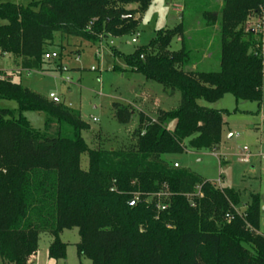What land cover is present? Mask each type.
Returning a JSON list of instances; mask_svg holds the SVG:
<instances>
[{
  "label": "trees",
  "instance_id": "obj_1",
  "mask_svg": "<svg viewBox=\"0 0 264 264\" xmlns=\"http://www.w3.org/2000/svg\"><path fill=\"white\" fill-rule=\"evenodd\" d=\"M150 1L30 0L23 6L0 0V55L13 57L21 70L60 71L59 63L44 59L55 34L90 44L133 34L136 15ZM261 15L264 0H222L219 13L203 14L206 28L219 27L218 72L184 70L195 65L204 45L186 40L182 24L158 31L129 56L111 48L127 70L165 93L180 94L176 111L160 110L155 121L139 115L130 151L89 149L81 137L89 126L79 112L0 72V102H14L18 114L0 107V264H31L42 233L53 237L48 258L64 260L66 245L59 235L72 229L80 238L78 258L92 264H264L259 197L250 196L240 212L239 192L218 188L162 159L184 153L185 141L194 151L221 143L228 112L200 107L198 101L214 104L231 95L236 105L260 107L262 35L247 23ZM174 40L181 43L178 51H171ZM115 109L119 120L129 123L130 107L116 104ZM25 112L44 115L42 132L30 126ZM169 120L175 121L172 132L164 127ZM84 153L85 172L80 169ZM198 192L201 198L195 197ZM130 201H135L131 207Z\"/></svg>",
  "mask_w": 264,
  "mask_h": 264
},
{
  "label": "rangeland",
  "instance_id": "obj_2",
  "mask_svg": "<svg viewBox=\"0 0 264 264\" xmlns=\"http://www.w3.org/2000/svg\"><path fill=\"white\" fill-rule=\"evenodd\" d=\"M10 1L23 6L30 2ZM221 7L222 0H151L147 10L136 15L137 26L133 34L96 44L81 43L76 38L55 34L49 51L57 54L61 51L63 57L50 63H59L60 71L52 68L42 71L21 70L19 62L13 57L0 55V72H6L12 82L47 100L50 94L56 95L71 110L79 112L81 120L89 126V130L81 133L89 149L130 151L136 143L132 133L138 127L139 115L144 114L155 121L160 110L176 111L180 94L165 93L162 86L127 70L121 60L114 58L111 48L129 56L136 49L146 47L158 31L171 30L182 24L186 40L192 39L193 43L197 41L204 45L197 50L198 54L193 59L195 65L184 70L218 72L219 27L206 28L203 14L219 13ZM128 9H134V6ZM259 26L256 29L262 35L264 52V19ZM133 38H136V44L131 43ZM180 48L178 40L171 43V51ZM77 50L78 54L75 53ZM114 66L125 71L114 72ZM262 89L260 107L248 102L236 105L231 95H224L214 104L198 101L200 107L228 112L223 117L221 143L212 150L194 151L188 148L185 141L184 153L165 157L170 164L175 162L179 168L191 171L218 188L239 192L240 212L250 203V196H258L261 207L259 234L264 231V80ZM116 104L130 107L132 116L129 123L119 120ZM0 107L15 113L17 109L14 102L7 101L0 102ZM235 109L237 112H234ZM22 116L33 129L43 131L45 117L42 113L25 112ZM164 127L172 132L175 121H167ZM50 132L53 133V130ZM80 169L84 172L88 170L86 153L80 157ZM52 240L53 237L48 233L39 235L37 253L31 264H92L88 259L77 256L76 245L80 241L77 229L65 230L59 235V240L66 245L64 260L48 258V247Z\"/></svg>",
  "mask_w": 264,
  "mask_h": 264
},
{
  "label": "built area",
  "instance_id": "obj_3",
  "mask_svg": "<svg viewBox=\"0 0 264 264\" xmlns=\"http://www.w3.org/2000/svg\"><path fill=\"white\" fill-rule=\"evenodd\" d=\"M259 28V27H258ZM131 43L132 44H136L137 43V40H136V38H133L132 40H131ZM111 45H112V43H110ZM44 59L46 60V61H54V60H57L58 59V54L57 53H55V52H49V53H47L45 56H44ZM48 100L49 101H51V102H53V103H55V104H59V103H61V101L57 98V96L56 95H54V94H50L49 96H48ZM93 121H95V120H93ZM244 151H247V149L246 148H244L243 149ZM173 167L174 168H178L179 166L177 165V164H173ZM197 191H198V188H197ZM157 197H159V195H157ZM195 197H202V195L198 192L197 194H195ZM192 206H193V204H191ZM156 208L158 209V210H160V211H164L165 210V206H162V205H160V204H157V206H156Z\"/></svg>",
  "mask_w": 264,
  "mask_h": 264
},
{
  "label": "crops",
  "instance_id": "obj_4",
  "mask_svg": "<svg viewBox=\"0 0 264 264\" xmlns=\"http://www.w3.org/2000/svg\"><path fill=\"white\" fill-rule=\"evenodd\" d=\"M262 19H264V15H261L260 17H251L247 23V27L248 28H260V21H262ZM263 80H264V75H263ZM262 88H263V82H262ZM262 97H263V89H262ZM167 157V156H165ZM165 157H163L162 159L164 161H166ZM167 163H169L168 161H166ZM170 164V163H169ZM173 164H176L175 162ZM264 210V209H263Z\"/></svg>",
  "mask_w": 264,
  "mask_h": 264
},
{
  "label": "water",
  "instance_id": "obj_5",
  "mask_svg": "<svg viewBox=\"0 0 264 264\" xmlns=\"http://www.w3.org/2000/svg\"><path fill=\"white\" fill-rule=\"evenodd\" d=\"M135 204V201H130L129 203H128V206H133Z\"/></svg>",
  "mask_w": 264,
  "mask_h": 264
}]
</instances>
